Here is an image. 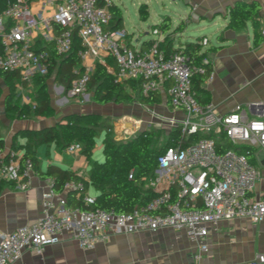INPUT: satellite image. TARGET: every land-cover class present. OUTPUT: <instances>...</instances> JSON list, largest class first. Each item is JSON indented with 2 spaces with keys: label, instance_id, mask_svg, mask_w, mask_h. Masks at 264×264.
<instances>
[{
  "label": "built area",
  "instance_id": "1",
  "mask_svg": "<svg viewBox=\"0 0 264 264\" xmlns=\"http://www.w3.org/2000/svg\"><path fill=\"white\" fill-rule=\"evenodd\" d=\"M112 6V0H56V10L49 20L58 26L54 51L60 55L69 53L77 33L82 45L77 54L82 63L88 57H111L115 81L136 80L143 95L160 90L169 81V103L184 112L183 117L172 119L171 129H180L185 137L197 132L212 136L178 142L159 154L154 173L147 179L156 194L130 212L93 208L95 196L88 193L83 197L87 208L68 206L64 193L50 188L43 194L42 212L34 222L0 236V264L20 259L26 249L41 252L46 245L57 243L64 232L82 248L92 249L115 234L162 228L184 232L197 245L195 258L199 260L209 250L207 238L212 227L220 221L264 220V192H253L262 178L257 156L264 153V117L252 116L242 105L221 114L211 101L202 104L193 88L194 77L207 74L206 79L211 80L213 72H207L204 64L188 63L178 47L170 51L160 48L159 41L165 35L159 27L152 28L158 37L148 49L132 47L125 29L110 27ZM37 24L26 0L9 2L0 13V68L19 71L27 82L35 75H47L50 69L51 51L34 47L32 32ZM201 43L207 45L208 38ZM92 71V66H84L72 81L71 95L87 94ZM138 124L140 121L133 120L131 126L122 128L121 135L128 138ZM66 150L79 152L81 144L73 142ZM34 168L31 158L22 161V151L10 148L5 154L0 144L1 179L26 188ZM64 187L82 190L84 183L68 180ZM260 262H264V254L230 264Z\"/></svg>",
  "mask_w": 264,
  "mask_h": 264
},
{
  "label": "crops",
  "instance_id": "2",
  "mask_svg": "<svg viewBox=\"0 0 264 264\" xmlns=\"http://www.w3.org/2000/svg\"><path fill=\"white\" fill-rule=\"evenodd\" d=\"M171 1L180 11L178 19L169 15L172 26L176 20H179V23L183 21L185 25L181 32L174 35L175 39L179 38L177 45L174 41V47H178L180 42L208 38V43L203 45L202 50H207L206 60L210 63L213 78L205 79L202 85L210 91V101L214 103L218 112L225 114L231 112L236 105H242L252 116L264 117V0ZM238 1L257 4L256 25L252 20H248L239 28L228 25L229 7ZM27 4L38 19V24L32 32L35 47H53V38L58 27L55 29L56 25L49 20L56 10V0H27ZM182 4L188 6L189 10ZM113 6L116 5L113 3ZM117 7L121 10L119 6ZM146 15L147 19L148 10ZM191 23L207 32L198 37L184 34L187 25ZM256 31H260L262 36L258 44H255ZM132 38L133 36L128 34V43L141 50H146L144 41L151 39L142 38L140 35L132 44ZM107 58L110 57L103 59L88 57L82 65L94 68L95 63L100 61L112 73L114 67L108 65ZM0 80L2 95H5L8 88L1 77ZM167 82L170 84L169 81ZM29 87L33 92L35 91L32 81L27 82L26 85L17 84V92L28 90ZM46 88L55 109V115L52 117L29 115L10 118L6 116L3 109L1 110L0 124L3 123L5 127L0 125V133L5 154L14 143L17 147L24 143V139L19 135L21 129L54 125L71 112H99L104 118L112 117L113 119L114 112L117 113L120 110H116L115 106L111 107V102L101 104L94 99L90 101V93L83 95V98L71 95L69 90L68 95L64 94V86L56 85L54 77L47 79ZM159 91L160 104L162 92H166L167 95L162 101L164 109L161 112V118L170 122L172 126V119L183 117L184 112L170 105L165 84ZM54 96L58 100V105L53 103ZM71 100L74 103H71ZM131 119L129 123L132 124L134 119ZM114 128L116 133L117 126ZM102 130L97 137L92 160H103L102 139L107 128L106 131ZM17 149L23 151L21 147ZM37 158L38 168L42 171L46 170L50 164H57L73 169L86 179L89 178L90 162L81 151L69 152L55 143L42 144L37 147ZM257 159L262 178L255 184L253 191L255 195L264 192V153L259 152ZM29 181L26 188H20L14 182L0 178V236L13 231L20 225L34 222L41 215L43 194L52 188V184L48 178L38 172L36 167L29 176ZM86 193L93 196L97 194L92 187ZM207 242L209 250L198 260L195 258L197 245L184 232L172 228H162L155 232L115 234L106 241L98 242L92 249L82 248L76 239L64 232L57 243L46 245L41 252L26 249L22 257L11 264H230L245 262L256 258L259 254H264V220L260 222H254L249 218L222 220L212 227Z\"/></svg>",
  "mask_w": 264,
  "mask_h": 264
},
{
  "label": "trees",
  "instance_id": "3",
  "mask_svg": "<svg viewBox=\"0 0 264 264\" xmlns=\"http://www.w3.org/2000/svg\"><path fill=\"white\" fill-rule=\"evenodd\" d=\"M16 0H0V13L4 11L9 2ZM27 1V0H26ZM113 19L110 23L111 28L122 27L123 18L121 10L117 6L111 7ZM140 17L146 19L147 9L141 5L139 8ZM258 6L256 3L236 2L229 7V26L239 28L252 20L257 24ZM11 22L10 20L8 21ZM57 25L55 29H57ZM159 27L164 33L163 40L159 41L160 48L170 51L174 48V35L181 32L185 25L181 21L176 27L172 28L171 17L165 15L159 24L151 26ZM262 39L261 32L256 31L255 44ZM157 39H147L143 45L148 49ZM202 39L197 41L180 42L178 49L186 55L188 63L204 64L207 72L210 71L209 61H205L207 50L203 51ZM35 47V45H34ZM82 47L81 39L75 33L73 49L67 54H57L53 47L43 46L35 48H48L51 51V63L47 75H35L32 78L34 84L33 104H20L21 96H16L17 84L26 85L19 71H10L0 68V77L3 79L7 93L2 95L0 88V112L3 109L7 117H52L55 109L51 103V95L46 88L47 79L53 75L55 82L64 86L68 91L72 86V81L83 71L84 66L77 54ZM211 49V48H210ZM209 50V49H208ZM108 65L115 67L114 60L107 58ZM207 74L194 77L193 88L196 97L202 104L210 101V91L202 85ZM166 89L168 82L165 83ZM88 92L93 95L94 101L105 104L112 100L117 103L131 102L134 100V93L137 92L141 102L152 105L161 100L159 90L150 95H143L139 89V82L127 80L117 82L107 66L100 61L95 63V67L90 75L88 82ZM106 118L99 112H71L64 115L54 125L42 128H26L19 131L20 137L24 139L19 147L13 144L12 148H22V161L31 158L38 172L52 180V188L55 192L64 193L68 206L87 208L83 203V197L87 190L92 187L97 194L93 208H103L115 210L116 212H130L135 207L145 204L156 192L148 185L147 179L151 177L157 166L159 154L165 151L168 146L195 141L201 136H212L203 133H192L188 137L182 135L180 129H171L166 134V139L160 145L153 143L154 133L148 130L140 131L128 139L116 140L112 135L111 128H108L102 139L103 160H92V152L96 146L97 137L100 130L106 126ZM219 141V140H218ZM73 142L81 144V153L84 154L89 162V178L86 179L77 174L76 171L64 168L57 164H50L46 170L38 168L37 147L42 144L50 145L55 143L61 149H65ZM0 144L3 146V139L0 133ZM253 158V156H251ZM133 172V177L129 174ZM68 180H82L84 188L65 189L64 184ZM79 194V195H78Z\"/></svg>",
  "mask_w": 264,
  "mask_h": 264
},
{
  "label": "rangeland",
  "instance_id": "4",
  "mask_svg": "<svg viewBox=\"0 0 264 264\" xmlns=\"http://www.w3.org/2000/svg\"><path fill=\"white\" fill-rule=\"evenodd\" d=\"M113 3L116 6H119L122 10V18H123V24L122 28L127 31V33L132 38V44L135 43V39L141 35L142 38H157L158 35L154 34L151 30V25L153 24H159L162 20V18L165 15H170L171 17H174L176 19L179 18V8L176 4H174L171 0H112ZM143 5L148 10V18L146 20H142L140 18V12L139 8ZM183 7L188 8V6H185L182 4ZM179 23V20H176L175 23H173L172 28L176 27ZM194 23L188 24L187 29L185 30L184 34L191 35L194 37L202 36L207 31L202 30V28L197 27ZM179 38L175 39V44H178ZM50 78H53V75L50 76ZM1 81V80H0ZM56 85H61L59 82H55ZM30 89L22 90L21 92H17L16 96L20 95V104H33V90ZM3 91V90H2ZM64 94H67L68 91L63 92ZM90 93V101L93 100L91 92ZM55 95V94H54ZM68 95V94H67ZM56 96V95H55ZM54 96L53 103L55 105H58V100ZM167 97L166 92H162V101L163 99ZM68 98V97H67ZM80 98H83V96H80ZM157 103L148 105L139 99V96L137 92L134 93V100L131 102H123V103H117L116 101L112 100L110 105L111 107L115 106L116 110H119V112H114L113 120L112 117L106 118V126L102 129L106 131V128L113 129L111 131L112 135L115 137L116 140H123L125 139L121 133L120 130L125 127V125L129 126L131 123H129L130 118L140 121V124H138V127L134 131V134H132L129 137H132L139 133L140 131H151L154 133L153 137V143L155 145H160L163 143L166 139V134L171 130L172 126L170 122L164 120L161 118V112L164 109V104ZM71 103H74L73 100H71ZM3 128L5 125L3 123L0 124ZM117 126V132L114 133V127ZM101 129V130H102ZM100 130V132H101ZM102 130V131H103ZM120 133V134H119ZM128 137V138H129ZM126 138V139H128Z\"/></svg>",
  "mask_w": 264,
  "mask_h": 264
},
{
  "label": "water",
  "instance_id": "5",
  "mask_svg": "<svg viewBox=\"0 0 264 264\" xmlns=\"http://www.w3.org/2000/svg\"><path fill=\"white\" fill-rule=\"evenodd\" d=\"M258 264H264V262H260V263H258Z\"/></svg>",
  "mask_w": 264,
  "mask_h": 264
}]
</instances>
